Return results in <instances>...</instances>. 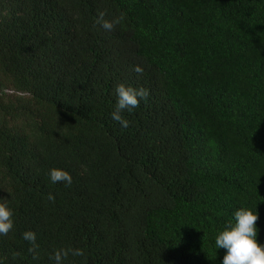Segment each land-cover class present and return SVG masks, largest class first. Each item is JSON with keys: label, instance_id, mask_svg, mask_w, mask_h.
<instances>
[{"label": "trees", "instance_id": "16d2710c", "mask_svg": "<svg viewBox=\"0 0 264 264\" xmlns=\"http://www.w3.org/2000/svg\"><path fill=\"white\" fill-rule=\"evenodd\" d=\"M0 203V264H221L241 207L264 244V0H0Z\"/></svg>", "mask_w": 264, "mask_h": 264}, {"label": "clouds", "instance_id": "9594fccd", "mask_svg": "<svg viewBox=\"0 0 264 264\" xmlns=\"http://www.w3.org/2000/svg\"><path fill=\"white\" fill-rule=\"evenodd\" d=\"M103 27L111 30L112 24L105 22ZM137 73H142V68L136 66ZM148 96V91L143 87H133L124 83H119L115 87V110L111 113V119L118 122L122 128L129 126V121L121 113L125 110L131 112L139 107L142 100ZM49 179L52 183L64 182L68 185L72 183L71 175L61 169H50ZM52 198L51 196L49 197ZM12 210L5 203H0V235H7L13 227ZM234 222H230L218 231L215 237V247L225 249V255L221 264H264V244L258 239L257 210L253 212L250 208L241 207L233 214ZM24 239L35 244V233L28 231L24 233ZM74 256H83L82 249L71 250ZM68 251L61 250L55 253L56 264H62Z\"/></svg>", "mask_w": 264, "mask_h": 264}]
</instances>
